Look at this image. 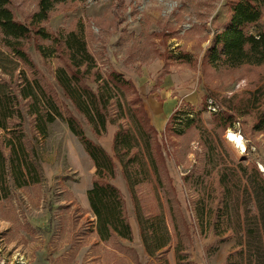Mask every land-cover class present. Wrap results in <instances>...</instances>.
I'll return each instance as SVG.
<instances>
[{
  "label": "rangeland",
  "instance_id": "rangeland-1",
  "mask_svg": "<svg viewBox=\"0 0 264 264\" xmlns=\"http://www.w3.org/2000/svg\"><path fill=\"white\" fill-rule=\"evenodd\" d=\"M10 9L17 21L29 25L37 0H10ZM228 16L227 0H76L55 8L40 27L63 39L54 45L32 34L24 50L33 70L16 61L11 82L5 79L14 86L24 71L30 80L40 79L63 115L74 116L85 136L111 157L113 138L108 131L115 133L118 123L134 130L132 122L124 117L115 125L107 123L104 131L89 124L57 84L55 73L69 67L68 53L77 50L96 64L85 83L99 96L110 93L103 81H110L112 73L130 83L121 89L113 86L115 98L110 103L118 97L128 103L141 101L155 131L159 151L154 140L144 148L147 179L134 192L144 216L164 218L169 244L162 259L146 254L134 202L115 159L111 182L121 193L131 240H104L97 232L96 217L94 224L81 202L86 188L92 187L93 162L62 120L54 118L43 136L23 105L22 144L39 171V181H34L35 172L27 174L19 187L7 178L8 195L0 198V264H178V255L182 264H225L243 231L238 227L234 201L219 207L221 170L242 161L255 165L264 177V133L252 130L254 118L239 116L232 128H216L215 116L225 110L220 107L224 99L237 101L264 87V65L218 70L206 63V51ZM38 46L54 53L43 57ZM0 49L6 53L1 43ZM183 55L190 60L179 59ZM175 71L187 80L174 93L177 105L171 115L184 114L171 123V115L158 123L146 105L154 99L165 100L158 91L165 76ZM108 111L109 119L117 120L115 107ZM229 130L243 138L244 153L227 141ZM8 138L0 130V141ZM224 217L222 226L214 229Z\"/></svg>",
  "mask_w": 264,
  "mask_h": 264
},
{
  "label": "trees",
  "instance_id": "trees-1",
  "mask_svg": "<svg viewBox=\"0 0 264 264\" xmlns=\"http://www.w3.org/2000/svg\"><path fill=\"white\" fill-rule=\"evenodd\" d=\"M75 1L37 0V11L31 16V23L26 25L15 19L10 9V0H0V43L6 49V53L0 49V130L5 131L9 136L8 139L0 141V198L8 195L7 178L19 187L27 180V174L35 172L34 181H39V171L35 163L29 159L22 144L21 107L25 105L28 114L33 117L35 129L40 134L46 135L48 124L54 118L62 120L93 162L95 172L92 187L87 191V198L90 209L96 217L97 232L106 241L111 237L131 240V228L126 218L121 193L111 182L115 177L114 159L120 163L123 178L134 202L135 218L144 250L149 258L162 259L170 239L165 220L162 216H144L134 192L136 186L147 179L148 157L144 148L148 149L151 140H154V146L159 151L155 131L149 125L141 101L133 100L128 103L125 98L118 97L114 103H110L115 98L114 87L121 89V85L129 86L130 83L120 75L112 73L110 81L107 79L103 81L110 93L107 97L99 96L85 83V78L96 64L86 53L80 54L77 50L68 53L69 67L59 68L55 73L57 84L89 124L104 131L107 123L115 125L124 117L132 122L135 131L117 124L118 129L112 139L114 157L85 136L82 126L74 116L63 115L60 105L40 79L32 77L30 80L24 71L18 77L17 84L13 86L10 83L16 61L28 70L32 71L34 68L24 50V44L32 34L42 40H49L54 45H58L63 39L62 36L58 38L52 36L40 25L47 22L58 5ZM227 5L229 16L223 29L214 35L211 46L206 51L204 56L206 63L218 70H234L245 65H264V23L262 22L264 0H227ZM252 30L256 32L251 33ZM37 50L43 57H49L54 53V50L46 53L45 48L41 46H38ZM179 59L189 61L190 57L183 55ZM12 65L14 67L11 70L7 69ZM167 67H164L166 73ZM5 77H8L10 82ZM97 78L94 81H97ZM123 99L126 106L123 104ZM225 100L220 104V107L225 106V110L215 116L218 130L232 128L239 116H251L254 118L252 130L264 133V87L246 93L237 101L230 98L226 100V104ZM112 106L118 114L117 120L109 119L108 110ZM178 114L184 112H174L169 118V123ZM218 138L222 143L220 137ZM158 156L160 158V152ZM219 184L221 186L219 207L223 208L228 205V201H234L238 227L243 231L235 249L227 255L225 264H264L262 173L255 165L240 161L221 170ZM225 217L214 224V229L222 226L221 221L225 222ZM226 221L229 223L230 218L226 217ZM182 259L178 255L177 263L182 264L180 261Z\"/></svg>",
  "mask_w": 264,
  "mask_h": 264
},
{
  "label": "crops",
  "instance_id": "crops-1",
  "mask_svg": "<svg viewBox=\"0 0 264 264\" xmlns=\"http://www.w3.org/2000/svg\"><path fill=\"white\" fill-rule=\"evenodd\" d=\"M159 68L161 66H158ZM153 73V72H152ZM187 80V76L184 75L182 73L179 72H172L168 75L165 76L164 80L162 81V84L160 86V91H158V96H161L162 94L165 96V100L160 103L157 101V99H154L151 101V104L146 105V107L148 108V111L150 112V114L152 115L153 118H156L157 122H165V120L171 115V113L175 110V107L177 105V101L175 100V98H173L174 93L177 92V90L179 89V86L181 83H183L184 81ZM152 88V87H151ZM157 93V92H156ZM110 136L113 138L114 135V131H108ZM106 152L107 150L104 149ZM90 189V187L86 188L85 190V195L82 197L81 202H82V206L88 210V215L91 216V222L95 221V216L92 213L91 209H90V205L88 202V198H87V191ZM95 224V222H94ZM93 225V223H92ZM131 227L133 228V226L131 225ZM94 229V231H93ZM95 232V227L92 228V233ZM93 236V235H92ZM71 242V240H70ZM80 264V262L78 263Z\"/></svg>",
  "mask_w": 264,
  "mask_h": 264
},
{
  "label": "bare ground",
  "instance_id": "bare-ground-1",
  "mask_svg": "<svg viewBox=\"0 0 264 264\" xmlns=\"http://www.w3.org/2000/svg\"><path fill=\"white\" fill-rule=\"evenodd\" d=\"M231 137H235V139H230ZM226 139L227 141H229L230 143H232L233 147L236 148L240 153H244L246 151V145L244 143L243 138L238 135L235 134L234 132H232L231 130L226 132Z\"/></svg>",
  "mask_w": 264,
  "mask_h": 264
},
{
  "label": "snow or ice",
  "instance_id": "snow-or-ice-1",
  "mask_svg": "<svg viewBox=\"0 0 264 264\" xmlns=\"http://www.w3.org/2000/svg\"><path fill=\"white\" fill-rule=\"evenodd\" d=\"M230 139H233V140H234V139H235V137H231V136H230Z\"/></svg>",
  "mask_w": 264,
  "mask_h": 264
}]
</instances>
